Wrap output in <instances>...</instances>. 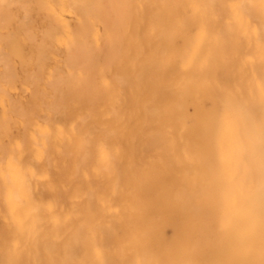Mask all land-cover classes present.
<instances>
[{
    "label": "bare ground",
    "instance_id": "bare-ground-1",
    "mask_svg": "<svg viewBox=\"0 0 264 264\" xmlns=\"http://www.w3.org/2000/svg\"><path fill=\"white\" fill-rule=\"evenodd\" d=\"M0 264H264V0H0Z\"/></svg>",
    "mask_w": 264,
    "mask_h": 264
},
{
    "label": "rangeland",
    "instance_id": "rangeland-1",
    "mask_svg": "<svg viewBox=\"0 0 264 264\" xmlns=\"http://www.w3.org/2000/svg\"><path fill=\"white\" fill-rule=\"evenodd\" d=\"M38 24L42 26V25H43V24H42V20L38 19ZM53 25H55V24H53ZM36 34H37V33H36ZM38 34H39V33H38ZM38 34H37V35H38ZM38 36H39V35H38ZM55 47H56V48H59V47H57V46H55ZM48 65H49V67H52L54 64H52L50 61H48Z\"/></svg>",
    "mask_w": 264,
    "mask_h": 264
}]
</instances>
